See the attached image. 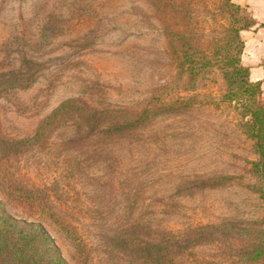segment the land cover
<instances>
[{"label":"rangeland","instance_id":"374dc122","mask_svg":"<svg viewBox=\"0 0 264 264\" xmlns=\"http://www.w3.org/2000/svg\"><path fill=\"white\" fill-rule=\"evenodd\" d=\"M183 1L191 2L195 21L202 23L199 37L212 40V14L218 10L211 8L210 16L198 0ZM232 1L254 20L253 27L241 32L242 66L251 70L253 82L262 84L261 107L264 0ZM218 24L228 26L221 18ZM165 30L149 0H0V82H6L0 87L1 137L22 141L36 136L42 123L69 101L108 111L99 122L102 128L113 121L122 124L149 105L155 113L141 128L102 144L107 149L101 151L103 158L86 152L96 162L92 167L81 146L60 148L76 136L69 113L47 123L40 142L10 159L17 183L36 189L42 195L36 193L34 203L44 196L51 209L33 208L24 204L31 202L26 197L8 198L2 192L7 214L21 226L46 227L68 260L70 254L73 261V247L51 211L64 202L71 210L62 211L63 217L72 218L90 248V260L83 264H125L106 243L126 224L177 235L191 227L222 226L233 233L227 246L238 249L247 239L241 242L235 234L264 221L261 181L253 172L260 156L235 103L225 101L216 87L190 91L185 84L167 92L165 102L169 106L172 100L192 98V107L167 109L153 102L156 94L171 88L178 71ZM216 30V37L224 36L222 27ZM97 138L86 141L84 148L97 147ZM76 160L80 167L72 172L84 174L69 187L68 170ZM191 251L202 260L208 257L202 264H236L221 259L211 240ZM184 258L187 264L189 256Z\"/></svg>","mask_w":264,"mask_h":264},{"label":"trees","instance_id":"16d2710c","mask_svg":"<svg viewBox=\"0 0 264 264\" xmlns=\"http://www.w3.org/2000/svg\"><path fill=\"white\" fill-rule=\"evenodd\" d=\"M149 2L154 6L162 24L166 25L169 47L178 70L171 88L156 94L153 102L164 103L167 109L174 106L192 107L196 102L192 98L172 100L168 106L165 100L171 93H166L171 92L172 88H175V91L180 90L183 84L189 87L187 90L190 91L209 86L221 89L223 99L235 103L241 121L245 122L243 125L245 133L255 140L260 159L253 164V172L261 181L258 193L264 201V106L258 105L263 88L260 82H253L251 79V70L242 66L245 43L241 38V32L254 26L253 18L245 14L242 7L232 0H198L207 12L211 8L218 10L215 17L212 14V20L215 23V28L212 30L213 38L206 41L202 36L199 37L204 32V28L202 23L195 21L197 16L194 15L191 2L189 4L183 0H149ZM210 11L208 15L211 16ZM218 18L225 20L228 26L223 27L218 24ZM219 27H222L225 32L220 38L215 36L216 28ZM5 83L0 82V87ZM79 103L80 101H69L61 105L42 123L34 137L13 141L0 136V264H78L80 262L83 264L90 260L88 256L90 248L70 222L72 218L68 219L67 216L62 215V211L70 213L71 210L66 202L57 204L55 210L51 211L56 223L62 224L61 227L71 243L69 245L73 247L71 253L79 254L77 260L74 254H71L73 261L70 259V254L69 260L66 258L56 239L51 237L46 227L33 224L21 226L8 215L1 197L2 192L8 198L26 197L31 202L24 204H29L36 209L43 208L44 211L51 209L48 206L51 205V201L46 202L44 196L41 201L34 203L37 199L36 193L39 192L34 188L25 189L19 185L15 178V164L14 162L10 164V161L16 158L23 148L28 149L33 143L41 141L47 123L57 121L60 116L69 113V118L75 121L76 136L60 148L69 150L81 146V149H86L82 152L83 159L87 160L89 167H92L96 162L90 160L86 152L92 151L91 157L103 158L107 149L102 148V144L111 142V139L121 136L128 130L141 128L145 121L155 114L151 110L153 106L149 105L150 107L140 114L132 113V118L122 124L113 121L111 122L113 126L102 128L99 122L103 117L108 116L109 112L93 111L86 105L78 107ZM170 111H176V109ZM122 113L115 111L113 114ZM76 117L81 123L76 121ZM95 136H98L95 142L97 147L84 148L85 142L92 140ZM85 160H81L83 164ZM77 165L80 167L79 160H76V164L70 166L71 170H68L69 187L74 182L81 181L84 174H81L79 170L78 174L72 172ZM127 226V224L123 225L121 230L114 232L106 243L113 253H118L120 258L124 259L125 264H185V256H189L187 264H202L208 257L202 260V257H196L191 249L199 243L210 240L220 249L221 259H231L232 263L236 264H264V221L254 229L239 230L235 234L236 237H241V242L247 239L245 245L238 249H230L227 246L233 233L222 226L220 228L210 225L191 227L183 235H177L171 231L157 232L150 225L140 223L130 228ZM183 236L185 239L182 243L179 238ZM221 244L226 247H220Z\"/></svg>","mask_w":264,"mask_h":264}]
</instances>
